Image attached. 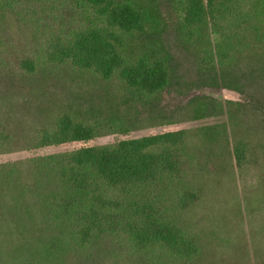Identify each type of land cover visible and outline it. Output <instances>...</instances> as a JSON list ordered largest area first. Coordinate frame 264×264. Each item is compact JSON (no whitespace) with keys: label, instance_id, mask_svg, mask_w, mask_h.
<instances>
[{"label":"trees","instance_id":"obj_1","mask_svg":"<svg viewBox=\"0 0 264 264\" xmlns=\"http://www.w3.org/2000/svg\"><path fill=\"white\" fill-rule=\"evenodd\" d=\"M163 7L200 85L238 93L264 85V0H0V15L14 14L31 39L14 74L44 100L21 138L20 150L34 154L0 164V183L32 192L42 219L58 229L42 258L85 257L108 239L129 262L151 264L155 252L167 264L201 260L196 239L176 222L200 198L182 179L190 131L172 130L180 122L159 109L180 86ZM201 98L190 99L192 120L222 112ZM140 130L154 133L134 136ZM11 141L0 130V154ZM245 148L229 152L239 170L250 162ZM24 172L30 187L21 185Z\"/></svg>","mask_w":264,"mask_h":264},{"label":"rangeland","instance_id":"obj_2","mask_svg":"<svg viewBox=\"0 0 264 264\" xmlns=\"http://www.w3.org/2000/svg\"><path fill=\"white\" fill-rule=\"evenodd\" d=\"M163 11L180 86L164 94L159 109L180 122L172 130L190 131V159L182 170V179L200 196L196 204L176 215V222L187 236L196 239L201 256L198 264H264V85L246 88L242 93L200 85L192 58L174 45L173 12L167 7ZM30 40L14 14L0 15V130L14 140L0 154V164L22 161L34 154L20 150L21 138L44 100L34 84L23 83L14 74ZM193 97H202L204 106H220L222 112L192 120ZM227 100L236 105H228ZM259 103L263 105L260 111ZM148 133L154 132L140 130L134 136ZM237 143L251 154L250 162L241 170L229 158ZM20 182L22 186L32 185L26 172ZM20 192H8L0 183V264L25 258H35L40 264H150L139 257L129 262L124 250L114 248L108 239L92 247L85 257L73 254L55 261L42 258L39 251L54 235L52 230L58 229L50 228L42 219L32 192L25 196ZM167 263L158 252L153 253L151 264Z\"/></svg>","mask_w":264,"mask_h":264}]
</instances>
